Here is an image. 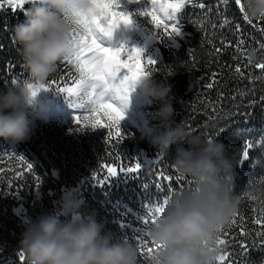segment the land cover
Here are the masks:
<instances>
[{
	"label": "trees",
	"instance_id": "trees-1",
	"mask_svg": "<svg viewBox=\"0 0 264 264\" xmlns=\"http://www.w3.org/2000/svg\"><path fill=\"white\" fill-rule=\"evenodd\" d=\"M202 2L209 7L188 5L164 19L180 29L179 35L171 36L162 35L151 18L142 14L151 9V0H118L116 11L128 14L136 29L147 32L141 58L155 61L151 77L171 88L172 121L183 120L190 131L217 137L229 154L236 156L234 192L240 202L219 238L226 241L223 247L227 264H257L264 259V235H257L264 232V226L254 220L264 208V196H258L254 189L264 191V156H260L259 164H254L258 150L250 149L246 160H242V153L248 143L264 138V72L246 59L249 50L264 57V48L260 47L264 34L256 27L264 25V19H251L252 24H248L234 2L227 7L218 5L217 0ZM32 3L33 0H27L22 8L6 2L0 6V90L27 76L17 51L19 46L13 43L12 36L15 26L26 22L25 11ZM225 19L229 21L227 24ZM95 38L104 45L105 38L100 34ZM239 40L244 41L240 46L242 52L235 48ZM225 43L233 46L225 47ZM216 49L221 51L217 53ZM236 66L241 67L243 76L235 72ZM67 68L63 60L58 62L48 84L53 80L59 82ZM213 80V87H207ZM45 90L63 110L56 114L47 111V124L36 120L30 139L25 142L13 144L0 137V264H24L19 247L23 233L43 215L58 214L65 219L55 202L67 192L79 195L85 202V210L94 212L97 220L105 223L106 230L136 242L134 237L145 233L148 226L140 220L147 206L162 204L170 189L190 184L186 177L179 184L175 182L178 174L169 162L175 146L168 159L159 155L147 137L140 139L144 121L159 126L156 115L159 104L144 96L142 105L136 108L129 105L119 124L124 139L115 144L106 142L107 129L77 130L75 117L83 115L85 109L75 105L87 93H96L95 86L81 88L75 98L57 91L56 85L46 86ZM132 109L141 110V121ZM117 151L132 162H140L142 169L130 177L121 173L100 185L96 174H106L100 171L101 165L113 163ZM20 156L33 164L35 175L26 170L18 159ZM145 161L152 163L144 164ZM21 169L23 176L16 174ZM161 172L172 176L173 183L162 182ZM37 176L41 181L38 186ZM158 183L162 184L159 189ZM140 264H151V258L140 255Z\"/></svg>",
	"mask_w": 264,
	"mask_h": 264
},
{
	"label": "clouds",
	"instance_id": "clouds-1",
	"mask_svg": "<svg viewBox=\"0 0 264 264\" xmlns=\"http://www.w3.org/2000/svg\"><path fill=\"white\" fill-rule=\"evenodd\" d=\"M242 3L249 19H264V0ZM94 14L99 15L93 0H34L26 9V22L15 26L12 40L19 46L27 76L0 90V137L19 144L30 139L36 120L49 122L38 94L54 77L58 62L74 55L73 32L80 28L77 21ZM106 29V19L100 18L93 34L110 35ZM246 59L253 66L264 62L255 50H249ZM86 86L97 87L122 113L136 90L159 104V126L144 121L140 139L147 137L168 159L175 146L170 166L190 181L189 186L168 194L167 204L161 205L155 222L145 230L147 240L156 245L151 264H219L224 255L219 233L236 214L240 202L234 192L236 156L230 155L217 137L194 133L183 120L174 123L171 88L155 82L151 74L121 82L115 70L105 65L99 78H83L81 88ZM256 141L252 150H258L259 155L253 157V163L259 164L260 156H264V138ZM254 190L264 196V191ZM55 203L65 219L48 214L28 225L19 245L24 264H140L137 243L106 230L94 212L85 210L79 195L67 192ZM257 264H264V259Z\"/></svg>",
	"mask_w": 264,
	"mask_h": 264
},
{
	"label": "snow or ice",
	"instance_id": "snow-or-ice-1",
	"mask_svg": "<svg viewBox=\"0 0 264 264\" xmlns=\"http://www.w3.org/2000/svg\"><path fill=\"white\" fill-rule=\"evenodd\" d=\"M3 2H6L9 6L14 8H22L27 0H0V6H3ZM34 2V0H33ZM230 2H234L238 7L239 11L242 13V18L248 24H252V20L249 19L244 11V6L242 0H217L218 5H223L227 7ZM96 12L99 15L82 16L77 23L80 25L79 30L73 32L74 39V55L63 60V63L68 66L65 74L62 76L61 80L58 82L56 80L51 81L47 87L52 88L56 85V90L62 93H66L68 96L78 95L81 90V84L83 83V78H99L102 72V68L105 65L111 66L116 73V77L121 82H128L135 79L140 74H150L152 71V66L155 61L148 59L142 60L141 51L139 49H133L130 53H127V59L122 60V51L126 50H111L110 48L102 47L100 43H97V39L93 34V26L98 25L100 18H105L107 21V31L110 33L112 28L119 25L120 23L130 24L132 21L128 14L116 11L118 8V0H93ZM152 7L145 13L151 18V23L157 28L161 29L162 35H179L180 29L176 24L165 23V20L161 18V14L164 17L168 16L169 10L171 12H180L185 9L186 6L192 5L204 9L209 7L202 0H151ZM229 21L224 20V24ZM257 30L264 34V25H257ZM222 43H224L222 41ZM244 43L243 40H239L235 44L237 51H241V45ZM233 45L225 43V47H231ZM264 48V44L260 45ZM217 53L221 49H216ZM258 69L264 72V62L256 65ZM235 72L243 76V71L240 66L235 67ZM215 75V74H213ZM70 81V83H69ZM215 80L209 83L207 87H213ZM78 108L85 109L83 115H78L75 117V123L79 125L78 131H83L85 127H89L93 130L97 128L107 129V140L106 142L119 144L123 141L124 136L121 133L119 124L123 119V113L110 101L105 100L101 92L91 93L90 97L85 100L81 99V102L75 105ZM253 145L248 143L242 153V160L248 158L249 150L252 149ZM111 155V153H109ZM159 155H163L159 153ZM2 158V157H0ZM18 159L25 166L29 173L35 175L33 171V164L26 161L23 156L18 157ZM119 162V163H117ZM152 161H145L144 164H151ZM142 169L140 162H132L130 159L121 155L119 151L116 152L114 156L113 163H105L101 165L100 171L106 172L105 175L100 176L96 174L97 183L100 185L108 182L112 177H116L121 173L128 175L138 173ZM17 175L23 176L24 169L18 170ZM160 180L162 182L166 181L173 183V177L165 175L163 172L159 174ZM184 177L176 176L175 182L179 184L183 181ZM41 183L40 177H36L37 186ZM190 183V181H189ZM157 188H161L162 184L158 183ZM145 189L148 185H144ZM170 191H173L170 189ZM264 203V202H262ZM164 205L167 204V198L163 201ZM162 204H157L155 206H147V212L144 216L140 217V220L144 225L149 223H154L156 215L162 211ZM242 219V217H241ZM234 220L232 223H235ZM254 223L257 225L264 226V208H261L259 216L256 217ZM123 226V225H122ZM223 234V233H222ZM257 235H264V232H258ZM145 233L139 234L134 239H136L137 246L140 250V255L145 258H151L153 249L156 247L154 243L146 240L144 238ZM219 242L225 244V239H220ZM20 259L23 260L24 256L21 253ZM219 264H227L226 256L223 255L220 258Z\"/></svg>",
	"mask_w": 264,
	"mask_h": 264
},
{
	"label": "rangeland",
	"instance_id": "rangeland-1",
	"mask_svg": "<svg viewBox=\"0 0 264 264\" xmlns=\"http://www.w3.org/2000/svg\"><path fill=\"white\" fill-rule=\"evenodd\" d=\"M176 13V12H175ZM175 13L171 12L169 10L168 16L164 17L163 14H161V18L168 19L170 16H174ZM134 26V25H133ZM147 32H145L142 29H136L134 27V31L131 34H120L118 33L115 28H112L111 34L106 35L104 33H97L100 34L103 38H105V43L103 47L110 48L111 50H126L122 51V60L127 59V53H130L133 49H139L141 52H143L144 49V39L146 38ZM96 34V35H97ZM132 35H135L134 37ZM99 92V89L96 87V93ZM76 95L73 97L75 98ZM66 97H70L66 94ZM144 96L139 93L138 90L133 91L129 98V105L133 106L134 108L142 105L144 103ZM105 100L107 98L105 97ZM38 101L42 103L48 112L52 114H56L63 110V107H60L59 105H55L53 100L50 98L48 92L45 89H42L41 92L38 94ZM135 115L139 117V120L141 121L140 113L141 110H131Z\"/></svg>",
	"mask_w": 264,
	"mask_h": 264
},
{
	"label": "water",
	"instance_id": "water-1",
	"mask_svg": "<svg viewBox=\"0 0 264 264\" xmlns=\"http://www.w3.org/2000/svg\"><path fill=\"white\" fill-rule=\"evenodd\" d=\"M115 30L120 33V34H131L134 31V26L130 23V24H124V23H120L119 25L114 27Z\"/></svg>",
	"mask_w": 264,
	"mask_h": 264
}]
</instances>
